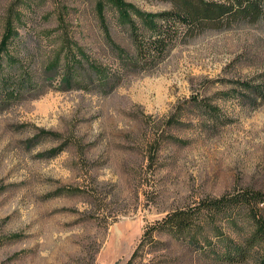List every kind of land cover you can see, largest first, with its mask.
Listing matches in <instances>:
<instances>
[{
	"label": "rangeland",
	"instance_id": "1",
	"mask_svg": "<svg viewBox=\"0 0 264 264\" xmlns=\"http://www.w3.org/2000/svg\"><path fill=\"white\" fill-rule=\"evenodd\" d=\"M169 7L0 0V264L263 257V204L144 236L176 209L264 191V23L178 38L161 61H138L132 28ZM237 247L244 259H229Z\"/></svg>",
	"mask_w": 264,
	"mask_h": 264
},
{
	"label": "trees",
	"instance_id": "2",
	"mask_svg": "<svg viewBox=\"0 0 264 264\" xmlns=\"http://www.w3.org/2000/svg\"><path fill=\"white\" fill-rule=\"evenodd\" d=\"M111 1L118 3V0ZM159 1L169 4L170 7L145 16L142 19L145 25L142 32L133 28L131 31L136 59L147 64L161 61L178 38L193 37L207 30L227 29L240 23H264V0ZM119 14L124 18V12ZM11 32L7 29L3 43L11 40ZM260 204L264 205V191L254 189H244L219 199L204 200L190 208L176 209L168 213L156 225L148 227L144 236L149 240L155 229L179 235L199 222L204 212L210 215L230 208L252 209ZM235 252V258L229 259H244L245 249L237 247ZM256 264H264V255Z\"/></svg>",
	"mask_w": 264,
	"mask_h": 264
}]
</instances>
